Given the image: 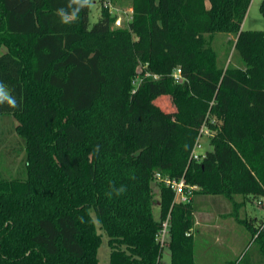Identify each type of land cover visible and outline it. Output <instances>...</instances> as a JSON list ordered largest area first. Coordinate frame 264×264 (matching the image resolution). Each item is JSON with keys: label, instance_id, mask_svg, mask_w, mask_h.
Segmentation results:
<instances>
[{"label": "trees", "instance_id": "obj_1", "mask_svg": "<svg viewBox=\"0 0 264 264\" xmlns=\"http://www.w3.org/2000/svg\"><path fill=\"white\" fill-rule=\"evenodd\" d=\"M95 1L90 26V0H0V116L15 122L23 154L20 174L0 172V264H98L96 224L109 264H161L167 216L169 264H194L193 195L264 198V31L241 30L251 0H131L123 28ZM259 11L264 18V0ZM220 33L248 45L262 70L218 68ZM111 57L147 65L159 78H144L140 91L170 93L175 109L111 112ZM225 90L242 92L248 117ZM209 92L212 150L190 161ZM156 174L183 179L188 201L158 182L155 199ZM239 222L262 243L252 264H264V220Z\"/></svg>", "mask_w": 264, "mask_h": 264}, {"label": "rangeland", "instance_id": "obj_2", "mask_svg": "<svg viewBox=\"0 0 264 264\" xmlns=\"http://www.w3.org/2000/svg\"><path fill=\"white\" fill-rule=\"evenodd\" d=\"M261 1L262 0H252L250 3L246 13V19L242 24L244 34L249 33L250 31H264V18L259 11ZM113 5L116 8L125 11L131 7V0H113ZM89 7V24L92 26L98 20L100 6L97 1L90 0ZM236 41L237 39L232 35L220 33L213 36L211 46L215 53L217 67L224 70L232 69L240 70L242 72L248 71V73H251L254 67H256V71L262 70V63L253 57V51L249 50L248 45H246V49H244L243 47L241 48L236 45ZM110 63L111 112H127L130 108L134 110H148L155 106L167 112L171 111V109H175L173 98L170 93L167 95H155L154 93L146 95V92L143 93L144 89L140 91V84L144 78H151L152 80H157L159 78L157 74L146 71L145 68L147 65L139 63L136 59L123 60L122 63H114L113 57H111ZM210 94L211 96H209ZM225 94L232 98V108L236 107L234 112L242 117H248L249 114L243 112L242 109V92L225 90ZM132 95L134 96L132 97ZM213 95L212 92H209L207 98L210 97V101L208 100L207 105L204 104L203 112L205 119L208 116L213 118L210 115V106L214 98ZM7 96V89L5 87H0V97L6 98ZM262 104V101L261 104H255L256 107H259L258 111L261 110ZM143 105L146 107L143 108ZM259 114L260 113L256 115L259 116ZM212 120L210 121L212 122ZM258 122L260 125L262 124L260 118L258 119ZM14 125L15 122L9 115L0 116V172L9 178L14 177L17 172L20 174L22 169L21 158L23 154L22 152L17 154L18 150L21 148V140L14 131ZM211 135L213 136V132H211ZM210 138H203L201 141L205 152L212 150L209 145ZM152 187L155 199L158 200V186L156 185V181L152 183ZM193 197H198V200L207 198L196 194L193 195ZM214 198L221 200L220 203L222 206L226 207L227 204L230 208V211H227L228 214L225 217H221L222 222L232 220L233 223L237 224V228H241L243 234L251 235L244 224L239 223L240 220H246L247 222H249V219H258L259 221L264 220V198H249V200L241 195H233L231 200L224 196H217ZM152 212L154 218L158 220L159 207L157 204L153 205ZM96 228L97 232L101 234V244L97 250L98 264H109L110 250L107 244L108 238L104 232L99 229L98 224H96ZM210 240L211 249L205 257L212 260L214 264H225L224 262H227V264L229 262V264H247L248 262L252 264L255 262L258 255L259 246L262 244L260 241L253 240L252 236H249L247 242H242V244H236L234 246H231L228 243L225 244V242L216 243L213 242V239ZM198 249L199 247L197 246L196 250ZM169 260V251L167 247H165L162 250L161 264H169Z\"/></svg>", "mask_w": 264, "mask_h": 264}, {"label": "crops", "instance_id": "obj_3", "mask_svg": "<svg viewBox=\"0 0 264 264\" xmlns=\"http://www.w3.org/2000/svg\"><path fill=\"white\" fill-rule=\"evenodd\" d=\"M241 30L243 31L242 27ZM198 199V197H192L194 208V224L192 227L193 260L194 264H214L212 260L205 257L211 249L210 239H213V242L216 243L225 242V244L228 243L234 246L247 242L251 235L243 234L241 228H237V224L233 223L232 220L222 222L221 217H225L228 214L227 211H230L227 204L226 207L222 206L221 200L214 197H207V200ZM197 246L199 247L198 250H196ZM224 263L227 264V262Z\"/></svg>", "mask_w": 264, "mask_h": 264}, {"label": "built area", "instance_id": "obj_4", "mask_svg": "<svg viewBox=\"0 0 264 264\" xmlns=\"http://www.w3.org/2000/svg\"><path fill=\"white\" fill-rule=\"evenodd\" d=\"M101 6L103 9L107 10L112 17H114L112 28L127 27L132 21L131 7L128 10L122 11L113 5V0H103ZM172 78L177 83L182 81L181 70L179 68L174 70ZM210 137H212L211 131L205 125L204 121L198 129L197 138L189 156L190 161L200 162L205 157V151L203 150L201 141L203 138L209 139ZM154 178L156 182L163 184L165 187L170 188L174 192V201L176 203H185L188 201V197L185 192L191 190L192 188L187 186L183 179H170L169 177L162 176L160 174H156ZM168 229L169 217L167 216V218L162 222L161 228L156 236L157 242L162 249L168 245Z\"/></svg>", "mask_w": 264, "mask_h": 264}, {"label": "clouds", "instance_id": "obj_5", "mask_svg": "<svg viewBox=\"0 0 264 264\" xmlns=\"http://www.w3.org/2000/svg\"><path fill=\"white\" fill-rule=\"evenodd\" d=\"M60 15L63 17V13L62 11L60 12ZM64 19V22L67 23L69 20L66 19V18H63ZM10 104H14L12 101H9ZM120 191H123V189H121ZM119 194V193H118Z\"/></svg>", "mask_w": 264, "mask_h": 264}]
</instances>
